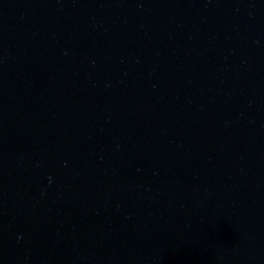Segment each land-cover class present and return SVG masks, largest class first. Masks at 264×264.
<instances>
[{
    "label": "water",
    "instance_id": "obj_1",
    "mask_svg": "<svg viewBox=\"0 0 264 264\" xmlns=\"http://www.w3.org/2000/svg\"><path fill=\"white\" fill-rule=\"evenodd\" d=\"M0 264H264V0H0Z\"/></svg>",
    "mask_w": 264,
    "mask_h": 264
}]
</instances>
